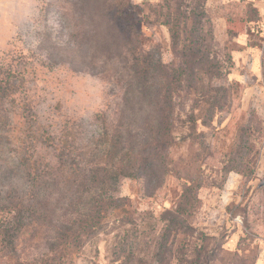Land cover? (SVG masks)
Here are the masks:
<instances>
[{"label": "trees", "instance_id": "trees-1", "mask_svg": "<svg viewBox=\"0 0 264 264\" xmlns=\"http://www.w3.org/2000/svg\"><path fill=\"white\" fill-rule=\"evenodd\" d=\"M58 2L67 34L60 63L98 75L119 100L110 113L95 114L85 141L77 133L47 134L26 106L9 113L7 99L24 80L0 69V257L71 264L87 244L111 235L113 264L219 262L220 246L206 251L205 237L190 225L197 201L190 177H183L175 206L157 217L116 194L120 177L158 187L172 170L171 149L197 137L198 122L212 121L234 93L212 48L205 0H159L148 9L152 21L133 0ZM143 19L167 26L172 62L144 37Z\"/></svg>", "mask_w": 264, "mask_h": 264}, {"label": "rangeland", "instance_id": "rangeland-1", "mask_svg": "<svg viewBox=\"0 0 264 264\" xmlns=\"http://www.w3.org/2000/svg\"><path fill=\"white\" fill-rule=\"evenodd\" d=\"M158 1L133 3L149 14ZM204 7L213 51L223 71L229 70L227 83L234 85L228 106L208 124L198 122L197 137L171 149L172 170L158 187L120 177L116 194L157 217L175 206L183 177H190L197 197L190 225L195 236L205 237L206 251L222 249L214 264H264V0H205ZM58 8V0H0V69L9 68L24 80L6 106L11 115L26 106L25 113L36 114L47 134L77 133L85 141L94 129L95 114L113 111L119 97L98 75L60 63L58 50L67 34ZM138 26L160 46L161 60L172 62L167 26L144 19ZM45 152L49 159L52 149ZM112 244L111 235L87 244L71 264H113ZM25 253L35 255L33 249ZM0 264L11 261L1 256Z\"/></svg>", "mask_w": 264, "mask_h": 264}]
</instances>
